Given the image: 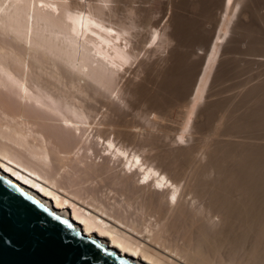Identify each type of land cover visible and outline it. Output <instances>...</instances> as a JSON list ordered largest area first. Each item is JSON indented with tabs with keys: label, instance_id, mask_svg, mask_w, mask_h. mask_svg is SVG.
<instances>
[{
	"label": "bare ground",
	"instance_id": "6f19581e",
	"mask_svg": "<svg viewBox=\"0 0 264 264\" xmlns=\"http://www.w3.org/2000/svg\"><path fill=\"white\" fill-rule=\"evenodd\" d=\"M155 1L0 0V34L13 40L0 41V85L79 130L51 149L35 119L2 112L0 172L138 264H264V95L249 119L233 116L263 86L264 0ZM176 48L186 65L172 86L161 80ZM142 50L166 52L146 63ZM235 57L259 69L227 103ZM100 142L124 175L93 167Z\"/></svg>",
	"mask_w": 264,
	"mask_h": 264
},
{
	"label": "water",
	"instance_id": "95a60500",
	"mask_svg": "<svg viewBox=\"0 0 264 264\" xmlns=\"http://www.w3.org/2000/svg\"><path fill=\"white\" fill-rule=\"evenodd\" d=\"M0 264H138L0 172Z\"/></svg>",
	"mask_w": 264,
	"mask_h": 264
},
{
	"label": "rangeland",
	"instance_id": "374dc122",
	"mask_svg": "<svg viewBox=\"0 0 264 264\" xmlns=\"http://www.w3.org/2000/svg\"><path fill=\"white\" fill-rule=\"evenodd\" d=\"M83 1V0H82ZM163 0H156L155 2H156V4H155V2L154 3H152V6H153V8L155 7L154 5H156V7L154 8L155 10H160V8H159V6H161V3L160 2H162ZM41 4H42V2H41ZM40 4V6H43V4L41 5ZM158 6V7H157ZM156 8H158V9H156ZM165 19V18H164ZM166 19H167V17H166ZM165 19V20H166ZM162 22H164V20L162 21ZM190 22H192V21H190ZM191 24V23H190ZM190 24L188 25V26H186V27H184L185 29L186 28H189V26H190ZM0 41L2 42V41H7V42H13V40L11 41L10 39H9V36H5L4 34L2 35V33L0 34ZM19 44H18V46H17V44H16V42H15V46H16V48H17V50H20V51H22L23 49H25L24 47L22 48L21 46H23L22 44H20V43H22V42H18ZM20 46V47H19ZM146 48H147V45H146ZM177 50V48L175 49V50H173V52H171V53H169L168 54V58L166 59V63L168 62V64H166L165 62H164V64H163V71H162V73H164V74H162V75H165L163 78H167V79H163V80H161V79H159V81L161 80V81H165V82H169V83H171V85H172V83L174 82H176V80L177 79H179L183 74H184V68H185V63H186V61L184 60H178L177 58H178V54H177V52H178V50ZM24 51V50H23ZM38 50H36V51H34V52H32V53H34V55L36 54V52H37ZM40 51V50H39ZM164 52V53H163ZM165 52L166 51H161V50H157V51H154L153 53L152 52H148V51H145V50H142L141 51V54H139L140 56H138V58L139 59H144V61L146 62V63H151L154 59H156L157 58V56H159V55H163V54H165ZM31 53V54H32ZM38 53H40V52H37V54ZM36 54V55H37ZM145 54V56H143ZM150 54V55H149ZM143 57H142V56ZM148 55V56H147ZM154 55V56H153ZM152 56V57H151ZM156 56V57H155ZM174 56V57H173ZM145 57V58H144ZM154 57V58H153ZM170 57V58H169ZM171 57H172V59H171ZM150 58V59H149ZM170 59V60H169ZM236 59V57L235 58H233L232 59V61H231V63L232 62H234L233 63V65L231 64V68H233V66H234V64H235V66H234V68H233V70L231 69V72H230V75H229V78H227L226 80L224 79V81H222L221 83H220V85L221 86H223V87H221V86H219V87H221V90H222V92L220 93V95H223V96H225L226 95V97H224L225 98V100H227V103L229 102V101H231V99L229 98V96L232 94V96L233 95H235L236 93H237V90H239L240 88L242 89L243 87H245V86H243V84L242 83H244V81L245 82H247V79L248 78H253L254 76L256 77L257 76V71H256V69H259V68H256V67H253V66H249V65H247V68H246V65L245 64H242V63H240V62H242L241 60H240V58H238L237 57V59ZM239 59V60H238ZM147 60V61H146ZM175 60V61H174ZM148 61H150V62H148ZM185 62V63H184ZM236 62V63H235ZM238 62V63H237ZM241 65H240V64ZM184 64V65H183ZM236 64H237V66H236ZM174 65H175V67H174ZM178 65H180V67L178 66ZM243 65V66H242ZM245 65V66H244ZM183 66V67H182ZM249 66V67H248ZM235 67H236V69L237 70H235ZM238 67V68H237ZM252 67V68H251ZM243 68H245V69H243ZM250 68V69H249ZM255 68V69H254ZM168 69V70H167ZM175 69H176V71H175ZM178 69V70H177ZM183 69V70H182ZM239 69V70H238ZM253 69V70H252ZM170 70H171V72H170ZM235 70V73L233 72ZM173 71V72H172ZM179 71V72H178ZM245 71V72H244ZM252 71H256V72H252ZM236 72H238L237 74H236ZM246 72H248V74H246ZM250 72H252V73H250ZM171 73V74H170ZM180 73V74H179ZM183 73V74H182ZM254 73V74H253ZM170 74V75H169ZM233 76H232V75ZM240 74V75H239ZM167 75H168V77H167ZM173 75V76H172ZM234 76L236 77V78H234ZM241 76V77H240ZM244 76V77H243ZM251 76V77H250ZM261 76H263V75H261ZM127 77H128V75H127ZM246 77V78H245ZM254 77V78H255ZM169 78H171L170 80H169ZM176 78V79H175ZM230 78H232L233 80H230ZM238 79H239V83H240V86H239V83H237L238 82ZM243 80V82H242V80ZM169 80V81H168ZM175 80V81H174ZM231 82H230V81ZM255 80V79H254ZM262 80V79H261ZM264 80V79H263ZM159 81H157L160 85H162V86H160L157 82L156 83H154V86H153V84L151 85V86H153L154 87V89H156V88H158V89H160L159 88V86L161 87V89L163 90V88L166 86V84L167 83H165V82H163L164 84H162V82H159ZM173 81V82H172ZM226 81V82H225ZM223 82H224V84H223ZM242 82V83H241ZM263 82V81H262ZM261 81H260V85L262 86V84H263V86L261 87V91L258 93V92H256V94H259V95H256L257 96V98L255 97V98H253V97H251V96H249V95H245V92L241 95L242 96V99H241V101L242 102H240L241 103V106L240 105H238L239 104V100H238V103H237V106H235V105H233V107L235 108V111L233 112V116L235 117H242V118H244L245 120L246 119H249V117H246V116H249V111L250 110H252V109H254V110H256V109H258V107H259V105L260 104H258L259 102H258V100L259 101H261V99H262V97H263V95H264V82L262 83ZM173 83V84H174ZM232 83V84H231ZM237 83V84H236ZM256 83H258V82H256ZM228 84V86H226L225 87V85H227ZM242 84V85H241ZM254 84V83H253ZM252 84V85H253ZM159 85V86H158ZM165 85V86H164ZM170 85V88L172 87V86H174V85H172L171 86ZM229 85H230V88L232 87V85H233V87L234 88H229L230 89V91L231 92H233V93H231L229 90H228V87H229ZM235 85V86H234ZM246 85V87L248 86V83L247 84H245ZM156 86V87H155ZM168 86V85H167ZM236 86H238V87H236ZM243 86V87H242ZM9 87H5V86H3V85H0V115H1V113L3 112V113H6V114H8V115H11V116H13V115H15L16 113H23V115L24 116H27V117H29V118H33V119H35V123H34V126H32L33 127V129H35V127H36V130L35 131H40L45 137H46V139H48V147H50L51 149H54V147L55 146H57L59 149H61V150H63L64 148H65V146L67 145V144H70V143H73V142H75L76 140H77V137H78V134H79V130H77V131H74L73 129H72V124H64V123H62L61 121H59V118L55 115V114H53L52 112L53 111H51V110H49L47 107H43V106H41V104L39 105H37V103H34L35 101L33 100V99H24V98H21V97H19V96H17L16 95V93H14V91L13 90H11L10 88V90L8 89ZM225 88V89H224ZM226 90V91H228L229 93H225L226 91H224V90ZM232 89H235V90H232ZM243 89H245V88H243ZM224 91V92H223ZM236 93H235V92ZM263 95H262V94ZM229 94V95H228ZM127 96H129L128 94H126ZM228 95V96H227ZM262 95V96H261ZM223 96H221V98H223ZM232 96H230V97H232ZM244 96V97H243ZM248 96L249 97V99L248 98H246V97ZM240 97V96H239ZM258 97H261V99L259 98L258 99ZM110 99H108L109 101H113L112 99H114V97H109ZM245 98H246V101H245ZM257 99V102H255L254 100H256ZM34 102H33V101ZM116 99H114V101L113 102H117V101H115ZM250 100V101H249ZM253 100V101H252ZM234 102V101H233ZM254 102H255V104H257V106L255 107V105H254ZM236 103V102H235ZM244 104H246V105H244ZM253 104V105H252ZM233 107H231V108H233ZM241 108V109H240ZM249 110H248V109ZM247 109V110H246ZM243 110V111H242ZM244 110H246V111H244ZM51 111V112H50ZM237 111V112H236ZM244 112V113H243ZM241 113H243V114H241ZM2 116V115H1ZM56 117V118H55ZM234 117H232V118H234ZM235 117V118H236ZM230 122V121H229ZM36 125V126H35ZM259 126V127H258ZM258 126H256V128H255V130L254 131H256L255 132V134H257L258 133V135L260 134V133H264V126L262 127L261 125H258ZM257 129V130H256ZM259 129H261V130H259ZM260 131V132H259ZM263 131V132H262ZM94 134V131H92V134L90 135V139L91 140H95V138L92 136ZM261 134V135H262ZM57 138V139H56ZM64 138V139H63ZM50 140V141H49ZM51 143V145H50V143ZM53 145H54V147H53ZM103 144L100 142V144H94L93 145V154H92V156H91V159H90V161H91V164L93 165V167L94 168H97L98 169V167L99 168H101V165L100 164H106L107 162H108V164H112V170H111V172L112 173H115L116 175H119V172L118 171H120L121 170V167H122V165H121V163L118 161V160H116L115 158H113L111 161H109V157L108 156H110V152H108V151H103L102 149H103ZM63 153V152H62ZM82 154H83V151L82 150H80L79 151V155H76V156H79V157H81L82 156ZM176 155L175 154H172L171 155V153H170V157H175ZM219 156H220V158H222V155H221V153L219 154ZM106 161V162H105ZM119 163H118V162ZM73 163L74 162H72V165H71V168L73 169V167H74V169L73 170H77L78 168H79V166L75 163V165H73ZM120 164L121 165V167H120V165H118V164ZM230 164H234V165H236L235 163H229V165ZM80 165V164H79ZM73 166V167H72ZM76 166V167H75ZM82 165H80V167H81ZM80 169V168H79ZM115 171V172H114ZM121 172H122V170H121ZM118 173V174H117ZM67 173H62V177H59V180H64L65 178H69L67 175H66ZM121 174H123V172L122 173H120V175ZM124 175V174H123ZM64 176H65V178H64ZM67 176V177H66ZM122 176V175H121ZM137 177V175L135 176L134 175V177H132V179H128V180H130L131 182L130 183H135V179H137L136 178ZM133 181V182H132ZM134 186V185H133ZM71 188H68V190L69 191H71L70 190ZM59 190V189H58ZM148 192H149V190H148ZM154 195V194H153ZM156 195V194H155ZM72 199H73V201L74 202H76L77 204H80L82 207H84V208H86L87 210H89V211H92V212H94V213H97L98 215H100L102 218H104V220H106L108 223L110 222V223H112V224H117L111 217H108V216H106L105 214H103V213H100L99 211H97L96 209H94L93 207H91L90 205H87L86 203H83V202H81V201H79V200H77L76 198H73L72 197ZM103 199H104V197H103ZM97 211V212H96ZM117 225H119V224H117ZM121 226V225H120ZM180 232H182V230L180 231ZM178 234L180 235V233L178 232ZM182 234V233H181Z\"/></svg>",
	"mask_w": 264,
	"mask_h": 264
}]
</instances>
